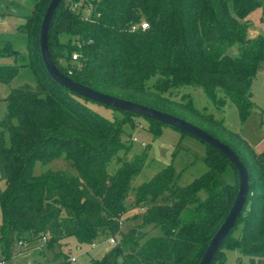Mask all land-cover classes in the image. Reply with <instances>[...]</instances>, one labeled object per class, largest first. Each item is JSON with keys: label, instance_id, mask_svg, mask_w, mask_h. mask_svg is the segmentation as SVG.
Listing matches in <instances>:
<instances>
[{"label": "trees", "instance_id": "1", "mask_svg": "<svg viewBox=\"0 0 264 264\" xmlns=\"http://www.w3.org/2000/svg\"><path fill=\"white\" fill-rule=\"evenodd\" d=\"M29 1L32 8L17 15L13 33L0 34V58L7 60L0 63V84L19 70L33 81L9 91L0 119L1 259L11 257L15 245L43 237L52 249L68 237L91 246L103 236L118 241L91 264H198L237 194L235 169L204 145L205 171L188 186H175L166 168L135 189L141 226L159 227L162 236L143 241L144 233L122 234L129 182L146 159L145 152L124 158L129 146L121 142L122 128H134V119L141 118L156 138L163 125L109 106L120 117L102 118L85 104L88 99L52 80L37 40L49 0ZM261 10L264 0H61L48 28V51L60 72L99 92L168 112L238 155L249 174V194L210 264L228 249L264 258V153H254L221 121L196 109L189 96L177 98L175 90L198 87L214 109L234 105L243 124L254 108L250 87L264 59V36L249 32L251 15ZM141 19L146 27L131 30ZM56 159L75 175L32 174L35 162L45 166ZM230 168L237 184L230 182Z\"/></svg>", "mask_w": 264, "mask_h": 264}, {"label": "rangeland", "instance_id": "2", "mask_svg": "<svg viewBox=\"0 0 264 264\" xmlns=\"http://www.w3.org/2000/svg\"><path fill=\"white\" fill-rule=\"evenodd\" d=\"M31 8L32 4L29 0H0V34H12L16 23L19 22L17 15L27 13ZM263 11L251 15V20L255 26L251 29H257L264 36V16L260 17L261 13L264 15ZM81 12L84 15L88 14L85 8L81 9ZM140 22L145 21L141 19ZM231 51L236 52V49L233 47ZM6 62L5 58H0V63ZM22 83H33L30 74L26 70H19L8 84H0V119L6 111L4 97L11 89ZM175 92L177 98L182 94L189 96L196 109L205 112V114H211L216 121H221L224 127L238 134L254 153H264V59L261 61L250 87L254 108L243 124L239 121L238 112L234 105H227L223 109H214L198 87L184 86L175 90ZM85 104L96 114L107 120L120 117L117 111L102 104L89 100ZM134 122L136 124L134 128L127 125L122 128L121 142L126 144V147L129 146L124 158L130 160L133 156L145 152L146 159L139 173L129 182V189L123 202L124 215L121 219V233H144L142 239L144 241L148 238L161 237L162 232L159 227L141 226L143 210L133 204L135 189L166 168L172 169L173 184L175 186H188L205 171L203 163L205 146L189 135H180L176 130L164 126L161 127L160 135L153 138L145 130L147 126L145 120L135 118ZM132 139H135V141H132ZM141 143L144 146H141ZM115 163L112 162L108 166L109 172L115 169ZM44 171H67L70 175H75L74 170L67 166L62 159L53 160L45 166H41L37 162L34 163L32 168L34 176ZM230 171V182L237 184L236 175L231 168ZM3 189L4 183L0 181V192ZM115 240L118 241V238ZM92 244L93 247L80 245L71 237L65 238L61 242V246H54L52 249H47L41 241L22 243L14 246L11 257L2 260V264H62L63 262L65 264H91V260L100 259L104 252L110 248L103 236H99ZM223 253L224 255L220 257L216 264H264V258L260 260L242 255L238 250L228 249L224 250ZM55 254H59L58 259L54 257ZM71 258L73 262H70Z\"/></svg>", "mask_w": 264, "mask_h": 264}, {"label": "water", "instance_id": "3", "mask_svg": "<svg viewBox=\"0 0 264 264\" xmlns=\"http://www.w3.org/2000/svg\"><path fill=\"white\" fill-rule=\"evenodd\" d=\"M60 1L61 0L48 1L38 26L37 40L39 57L44 70L52 80L68 91L90 101L109 106L116 110L127 111L130 112V114L152 120L165 127L183 132L223 155L235 169L239 180L237 194L226 217L219 228H217L211 236L198 262V264H210L216 252L219 251L223 244L224 239L235 226V223L246 204L249 194V174L246 167L230 147L195 125L168 114V112L99 92L89 86L72 80L70 77L60 72L51 60L47 46L48 28L53 13Z\"/></svg>", "mask_w": 264, "mask_h": 264}, {"label": "built area", "instance_id": "4", "mask_svg": "<svg viewBox=\"0 0 264 264\" xmlns=\"http://www.w3.org/2000/svg\"><path fill=\"white\" fill-rule=\"evenodd\" d=\"M84 17H86V15H84ZM145 27H146V23H145V22H139L138 25H136V26H131V30H135L136 28L144 29ZM72 58L74 59L75 56L72 55ZM132 141H135V139H132ZM141 146H144V145L141 143ZM40 241H41L42 243H44V242L46 241V239L43 237V238H41ZM106 242L108 243L109 246H114V245L116 244V240H115V238H108V239L106 240ZM20 244H21V243H20ZM20 244H19V245H20ZM93 246H94V245L92 244L91 247H93ZM70 262H73V259H72V258L70 259ZM0 264H2V259H1V257H0Z\"/></svg>", "mask_w": 264, "mask_h": 264}, {"label": "crops", "instance_id": "5", "mask_svg": "<svg viewBox=\"0 0 264 264\" xmlns=\"http://www.w3.org/2000/svg\"><path fill=\"white\" fill-rule=\"evenodd\" d=\"M252 27H255L254 24H253ZM252 27H251V28H252ZM251 28L249 29V32H250V34H251L252 36L257 35L258 33H260V32H258L257 29H253V30H252ZM255 32H256V33H255Z\"/></svg>", "mask_w": 264, "mask_h": 264}]
</instances>
